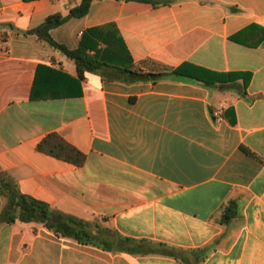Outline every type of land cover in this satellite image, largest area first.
<instances>
[{"label":"crops","instance_id":"obj_1","mask_svg":"<svg viewBox=\"0 0 264 264\" xmlns=\"http://www.w3.org/2000/svg\"><path fill=\"white\" fill-rule=\"evenodd\" d=\"M81 2L0 0V175L88 222L95 243L0 221V264H264V0H94L51 31L73 50L114 27L134 70L169 74L136 83L107 69L76 82L75 62L30 33ZM183 64L250 79L208 87L171 74ZM51 134L84 165L40 151Z\"/></svg>","mask_w":264,"mask_h":264},{"label":"trees","instance_id":"obj_2","mask_svg":"<svg viewBox=\"0 0 264 264\" xmlns=\"http://www.w3.org/2000/svg\"><path fill=\"white\" fill-rule=\"evenodd\" d=\"M93 1L82 0L81 4L73 8L67 16H62L61 14L49 16L40 26L31 30L30 33L35 34L41 41H45L54 48L59 49L75 62L79 77V79H76V82L82 79L86 72H100L104 69H107L112 79H118L126 83L156 82L162 77L169 75L166 73H143L134 70L132 68V57L114 27L110 30H104L103 27L89 29L84 33L79 47L73 50L63 44L57 43L53 39L51 31L70 19L85 17L89 13ZM138 1L152 3L156 6L169 2V0ZM171 74L195 80L208 87L235 83L239 79H242L244 86H247L250 79L248 74L211 72L190 64L181 65L172 71ZM32 98L43 99L42 96L35 95V87L32 92ZM38 149L77 167L83 166L86 161V155L83 152L56 134H51L42 140L38 145ZM247 152L251 154L249 151ZM0 195L6 199V204L0 213L1 222L11 224L20 220L26 223H41L47 229L62 237L73 239L81 244L95 243V241L88 240L91 236L90 224L88 222L75 216L52 210L48 203L23 194L17 184L5 174L0 175ZM234 206V203H231L224 209V222H227L236 214Z\"/></svg>","mask_w":264,"mask_h":264},{"label":"water","instance_id":"obj_3","mask_svg":"<svg viewBox=\"0 0 264 264\" xmlns=\"http://www.w3.org/2000/svg\"><path fill=\"white\" fill-rule=\"evenodd\" d=\"M50 217H52V215H50Z\"/></svg>","mask_w":264,"mask_h":264}]
</instances>
